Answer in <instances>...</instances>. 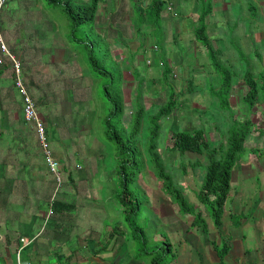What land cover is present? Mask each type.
I'll list each match as a JSON object with an SVG mask.
<instances>
[{
    "label": "rangeland",
    "instance_id": "374dc122",
    "mask_svg": "<svg viewBox=\"0 0 264 264\" xmlns=\"http://www.w3.org/2000/svg\"><path fill=\"white\" fill-rule=\"evenodd\" d=\"M244 6L245 2L240 5L235 3L233 15L240 18ZM216 19L219 32L216 36L212 35V39L223 48L222 50L226 54L225 56L218 54L217 57L236 75L232 98L233 108L236 112L234 119L242 121L248 115L254 124V132L246 143L247 150L242 153V161L237 164L238 167L234 168L235 173L240 176L241 183L243 182L242 177L250 178L248 182L239 185L236 183L235 177L232 181L231 195L238 191L239 197L243 193L247 197L256 198L264 194V156L262 155L261 159L259 157L264 154V101L260 100L259 104L251 112H248L241 98L244 94L242 88L245 86L242 81L244 73L248 69L256 75L264 73V45L259 44L257 47V52L262 59L261 57L257 58L254 54L243 60L242 53L244 55L251 53H247L242 42L235 40L232 24L226 26L227 18L224 16ZM245 23H247V30L251 31L249 21L239 22L238 28H244ZM201 24V20H198L196 28ZM259 27L264 30V25ZM72 28L73 24L64 14L62 7L49 5L47 0H5L0 12V33L9 53L22 62L23 78L27 81V88L36 102L40 120L42 119L48 131L49 152L58 163L63 175V182L58 183L54 173L47 165L45 151L39 142L35 126L30 127L19 119L20 115L22 116L24 113L22 96L15 86L12 64H6L0 90V118L7 114L2 122L0 119V133L2 131L4 133L3 136H0V232L4 231L2 236H5L3 237L5 241L6 239H15L21 229L31 226L30 219L35 218L36 215L38 220L34 221L32 226L33 229L43 231L44 241L48 239L50 243L55 241L59 243L58 238L62 236L60 231L64 232L71 237L68 244L70 248L75 247L79 253L85 243H95L94 240H86L90 228L94 232H98L94 234L97 241H106L107 234L102 233L103 229L127 227L131 236H135L134 238L128 236L135 258L144 264H151L154 258L162 257L161 263H166L169 261L166 256L167 245L171 244L174 249L178 238L172 236L176 245L171 237L166 238L167 234L162 227V219L157 221V215L159 216V210L164 213L168 209L171 210V202L173 209H177L183 216L184 214L171 198V202H163L166 199L163 184L151 171L150 167L154 163L150 162L140 176L138 186L133 184L129 188L133 192L134 202L142 204L141 212L133 215L130 221H134V226L138 224L135 229H145V232L133 231L128 225L127 214L123 213L124 205L118 199V194L124 190L122 180H118L120 179L116 170L118 161L114 151L111 150V143L106 141L105 133H101V126L108 116L105 112L106 105L111 106L112 109L115 108L114 100L107 103L102 98V92L106 84H111L119 79V67L114 61L104 59V50L96 51L95 57L102 60V69L111 71L113 76V78L97 80L96 84L91 73L92 68L88 63L87 50H83L82 45H78L70 39ZM86 31L85 36L78 34V38L87 36L89 37L88 41L93 39L95 29L87 27ZM102 44L105 45L104 40ZM248 49L250 48L248 47ZM0 57H3V60L9 58L8 54L1 51V48ZM188 58L192 64L191 70L204 69L199 68L197 63H193L194 58L191 53L188 54ZM211 69L214 71L212 67ZM153 71L156 72L155 69ZM144 73L138 79L147 80L143 85L145 95L149 94L146 98L147 108L153 106L148 111L155 113L166 104L173 90L167 93L160 85L153 90L148 79L149 76ZM204 80L205 78H200V75L196 73L194 82ZM121 83L122 87L119 88L123 91L124 98L128 100L130 96L127 95L128 90L124 92L126 89L124 81L122 80ZM182 83V79L171 83L173 87L177 88L175 91L180 97V103L178 102L180 105L175 119L163 121L164 130L159 140V152L167 172L174 176L175 187L182 191L186 199L196 209L203 212L206 220H209L210 214L207 207L200 203L197 204V196L193 192L194 185L199 188L204 181L203 170L200 169L195 173V183L187 178L190 183V192L185 191L188 181L185 176H182L181 164H188L190 158L193 159L197 155L186 153L182 157L172 150L175 124L182 131L206 129L203 116L202 118L201 115L199 116L202 119L199 121L198 114L194 116L195 113L191 109L196 106L195 109L202 112L204 109L203 100L200 96H197L196 99L189 98L196 95L197 90L192 91L190 96L185 93H183L185 95L179 94L178 85ZM148 87L152 90H148ZM121 91L118 90L120 95ZM118 92L115 90L116 95ZM135 94L139 98L136 89L134 90ZM187 99L192 104L188 103ZM126 104L130 106L129 101ZM215 109L221 113L218 105ZM209 112L215 113L213 107H210ZM132 117L134 118V116ZM130 118V113H127L125 121L128 123ZM211 118L217 119V115H211ZM115 119L117 121L113 122L118 123L119 117ZM147 128L145 123L142 133H145ZM209 128L214 131L210 137L208 136L211 145H214L215 142L222 140L221 138L226 132V120L220 122L218 117L216 123H211ZM131 129L132 125L127 130V135ZM261 132H263L262 137H260ZM144 138L145 136L142 135V141ZM253 150L259 151L253 154ZM242 163L245 165H241ZM244 184L245 187H243ZM244 188H247L248 191H245ZM62 201L71 205V210L61 208L60 204L62 203L60 202ZM244 201H246L245 198ZM161 202H163V207H161ZM165 203L168 205L164 206ZM228 207H230L229 204ZM75 213H77V217ZM170 219L167 218L164 222ZM152 225H158L159 235L149 233L148 229ZM182 226H186V224ZM222 228L223 226L217 232H222ZM217 232L214 233V235L217 234L215 237H219ZM21 234H26V230H23ZM143 235L147 237L146 247L148 250L155 251L157 249L151 258L144 255ZM210 238L213 237L208 239ZM257 238L256 233L250 241L255 242L254 240ZM227 245L229 244L227 243ZM140 255L146 258L138 257ZM172 264L182 263L177 259V262L174 261Z\"/></svg>",
    "mask_w": 264,
    "mask_h": 264
},
{
    "label": "crops",
    "instance_id": "0c3cea01",
    "mask_svg": "<svg viewBox=\"0 0 264 264\" xmlns=\"http://www.w3.org/2000/svg\"><path fill=\"white\" fill-rule=\"evenodd\" d=\"M71 1L75 4L82 3L88 5L91 3V0ZM162 1L164 3V10L160 14L158 28L151 25L153 20L151 19L149 8L153 0H100L99 3L95 31L108 42L112 56L122 72L124 87H126L124 92L128 90L127 95H130L129 99H126V102H130V106L127 107L128 112H132L133 109L131 107V97L134 90L137 89L138 84L142 81L147 82L146 79H138L145 72L144 74L149 76L148 79L152 84L153 90L160 85L167 93L171 90L175 91L177 90L176 86H168L167 84L180 79L183 80V83L178 85L179 94H183L186 91L187 96H189L192 94L191 89L197 90L196 95L189 98L196 99L197 96H200L201 100H203L204 109L202 112L196 110L194 104L195 107H191L195 113L194 116L198 114L199 121L202 119L204 122L205 120H210L212 119L211 115H217L216 121L218 117L219 121L226 120L223 117V113L213 114L208 110L209 107L214 105L219 106L218 100L213 94L220 88V79L210 67L211 62L206 48L196 39L195 29L204 10L209 6L212 10L208 20V34L214 47L221 50L224 56L226 55L222 50L223 48L212 39V35L216 36L219 32L218 20L216 18L224 16L227 18L226 26L232 24V33L236 37L235 40L242 42L243 48L247 50V53H251L248 54L249 56H252L257 52L259 44L264 45V30L259 27L260 25H264V0ZM243 2H245V6L242 9L240 18H238L236 15H233L235 3L240 5ZM169 4L173 6L172 11L167 10ZM253 10H255L256 16L253 15ZM242 21H249L251 23V31L250 29L247 30V23L244 24V28H238V23ZM225 41L227 42L228 40ZM189 53L194 58L193 63H197L199 68L204 69L200 71L191 70L192 64L188 58ZM162 62H164L165 68L168 66L171 69L167 82L163 78L164 70L160 67ZM190 70L192 73H190ZM196 73L200 75V78H205V80L194 83ZM175 75L177 76L176 78H174ZM192 80L193 85L191 84ZM152 89L148 87V90ZM242 89H244L243 95H245L247 87L244 86ZM147 97L148 94L144 96L146 107L148 104ZM186 101L190 102L188 99ZM173 115L177 116V112ZM200 115L201 118L203 116L202 119H200ZM171 118H168V120H171ZM19 119L23 123H26L22 116ZM26 125L31 127L28 123ZM205 126L206 138L210 143L208 136L210 137L214 131L210 130L209 125L205 124ZM218 131L220 132L219 127ZM220 141L215 143H219ZM200 160L203 161V158L198 155L193 159L190 158V161L193 162L199 163ZM189 164L192 165L191 162ZM241 165H245V163ZM201 168L200 166L196 170L189 169L187 174L182 176H185L186 179L190 178L195 183V173ZM235 177L237 179L236 183H239V185L248 182L250 178L248 176L242 177L243 182L241 183L239 174H236L234 170L233 180ZM245 186L244 184L243 187ZM194 187L193 192L196 195L199 188L195 185ZM244 189L248 191L247 188ZM185 191H191L189 181ZM236 192L234 195L230 194L227 201L223 216L222 232H217L219 229L214 227L210 217L209 220H206L209 225V234L203 233L199 228L192 227V218L187 215L183 216L177 209H173L170 197L164 196L166 199L163 202L168 203L170 201L171 210L168 209L165 213L159 210L160 213L159 216L157 215V221L162 219V227H164V231L167 234L166 238H172V236L178 238L177 245L172 238L173 243L176 245L173 250L176 254L175 262L178 259L182 264H222L214 247L215 245H220L222 241H227L230 250L225 256V264H264V194L254 198L253 196L247 197L246 194L242 193L239 197L238 191ZM244 198L246 201H244ZM163 202H161V207H163ZM60 203H62L60 204L61 208L71 210L72 206L65 204V201ZM167 203L164 206H167ZM228 204L230 207H228ZM70 214L72 213L70 212ZM75 215L77 217V213ZM167 218L171 219L164 222ZM37 220L38 216L36 215L35 218H31V226L21 229L16 234L15 239H6L5 241L3 238L5 236H2L4 235V231L0 232V264H144L135 258L134 252L131 251L130 239L128 238V236H131V232L127 227L103 229L102 233L107 234L106 241H97L94 238V234L98 232H94L90 228L89 234L86 235V240H94L95 243H85V246L78 253V249L75 247L73 249L70 248L68 244L71 237L64 232L60 231L62 236L58 238L59 243L56 241L50 243L48 239L44 241L43 231L33 229L32 223ZM183 224H186V226H182ZM23 230H26V234H21ZM148 230L149 233L156 234V236L160 234L158 225H152ZM216 232L219 234V237H215L217 234L214 235V233ZM256 233L258 235L257 240L251 242L250 239L254 238ZM211 236L213 238L208 239ZM26 239L34 240L28 247L20 251V247H22L21 240L24 241Z\"/></svg>",
    "mask_w": 264,
    "mask_h": 264
},
{
    "label": "trees",
    "instance_id": "16d2710c",
    "mask_svg": "<svg viewBox=\"0 0 264 264\" xmlns=\"http://www.w3.org/2000/svg\"><path fill=\"white\" fill-rule=\"evenodd\" d=\"M49 5L62 7L64 14L70 22L73 24L71 30L70 39L82 45L83 50H87L88 53V63L91 66V73L93 79L97 84V80L113 78L112 72L102 69L101 59L95 57L96 51L104 50V59L108 61L112 60L116 63L112 56V52L108 42L103 38L102 35L96 33L93 35V39L88 41L86 38H78V34L86 35V28L90 27L95 29V24L98 17V9L100 0H91V3L86 5L82 3H74L71 0H47ZM164 3L162 0H153L150 6V14L153 23L151 25L158 28L160 14L164 10ZM253 9V8H252ZM212 8L207 6L204 13L201 15L200 19L202 24L200 27L195 29L196 39L200 44H202L207 52L209 59L211 61V67L214 69V73L218 75L220 88L217 89L213 96L219 102V110H223V117L226 118V132L223 134V138L219 143H215L214 146L209 143L206 138V130L204 128L195 129L193 131H185L178 128V125H174L173 130V146L172 150L179 153L182 157L186 153H193L203 158V161L192 162V165L182 163V175H186L189 169L196 170L198 167H202L204 174V181L199 187L197 192V204H201L207 207L210 214V218L213 221L214 227L219 229L223 225V216L225 212V207L229 196L232 191V180L234 168L242 160V153H244L247 141L251 138L254 132L253 121L246 115L242 121L234 119L236 115L235 109L230 102L231 94L235 85L236 75L230 67L223 65L217 55H223V52L214 47L212 40L208 34V20L211 14ZM256 10V8H255ZM253 10V15L256 16V12ZM99 38V39H98ZM105 42V45L102 42ZM88 41V42H87ZM103 45V46H102ZM242 59L245 60L249 56L244 55ZM255 56L260 58L258 52H255ZM262 59V57H261ZM11 64L7 61L3 66H0V90L2 83V76L5 74L4 67L6 64ZM117 66V63H116ZM3 67V68H2ZM171 73L170 67H166L163 73L164 81L169 80ZM114 75V74H113ZM119 79L111 84H106L102 92V98L104 101L109 103L111 100L115 102V108L112 109L111 106L106 105L105 112L107 113V118L101 126V133H105L106 141L111 143V150L114 151L116 159L118 161V167L116 170L119 174V181L122 180L124 190L118 194V199L124 205L123 213L126 215V220L128 225L133 229V231L144 230L135 229L134 221H130L133 215L140 213L142 210L141 203H135L133 200V192L129 189L131 185L138 182L140 176L144 173L145 169L148 167L149 163L153 162L154 165L150 167L151 171L154 172L157 179L162 181L164 193L169 196L172 201L176 202L180 211L187 216L192 218V227L199 228L203 233L209 234V225L204 217L202 211L196 209L190 201L186 199V196L182 191L175 187L174 176L167 172L164 162L162 161L161 153L159 152V140L163 134V121L167 118L175 119L177 112L178 98L173 91L169 95L168 101L165 105L161 106L155 113H149L145 103V93L143 90L144 81L138 84L137 94L134 95L132 99L133 112L129 122L125 121L126 117V106L125 98L123 96V91L119 87H122L123 75L120 70H118ZM244 83L247 87L246 94L242 97L241 101L246 106L247 111L251 112L258 104L260 100L264 101V73L253 74L250 69H248L243 75ZM195 83V82H194ZM193 85V80L191 82ZM172 86L171 83L167 84ZM115 90H120L121 95L115 94ZM195 89H191L194 91ZM115 95V97H112ZM138 99H140L138 101ZM215 110L214 114L218 113L215 109L216 105L212 106ZM210 110V107L209 109ZM134 116V118L132 117ZM116 117H119L118 123H115ZM190 119V118H189ZM117 121V120H116ZM213 121V122H210ZM224 121V120H222ZM206 125L211 123H216V119L205 120ZM221 122V121H220ZM148 126L145 133L143 132L144 126ZM219 123V122H218ZM132 129L127 135V130ZM206 128V126H205ZM263 132H261L262 137ZM142 135L145 136L144 141H142ZM256 154L259 150H253ZM262 155L259 156L262 158ZM152 172V173H153ZM143 250L144 255L151 258L152 255L157 251H149L146 247L147 237L143 235ZM215 252L222 264H225V256L229 252L230 247L227 242H222L220 245H215ZM168 249V250H167ZM167 255L169 261L166 263H161L162 257H156L152 260L151 264H172L176 254L173 251L171 244L167 245ZM143 257L144 256H138Z\"/></svg>",
    "mask_w": 264,
    "mask_h": 264
},
{
    "label": "built area",
    "instance_id": "2783aa9c",
    "mask_svg": "<svg viewBox=\"0 0 264 264\" xmlns=\"http://www.w3.org/2000/svg\"><path fill=\"white\" fill-rule=\"evenodd\" d=\"M5 4V0H0V12ZM0 48L1 51L8 54V57L6 60H3V57L0 58V66H3L5 62L9 61L12 64V72L15 78V86L19 90V92L23 95L26 96V102H27V108H26V117L29 121H35L38 123V118L36 116V113L34 111V104L32 102V99L29 98L27 95V89H26V84L23 79V74H22V62L20 59L16 58L15 56L11 55L8 51V48L6 46V43L4 41V38L2 34L0 33ZM39 138L42 143L45 144V135H44V129L42 125L39 123ZM45 146H47L45 144ZM52 171L56 175L57 181L61 182V173L58 172V165L57 163L51 164Z\"/></svg>",
    "mask_w": 264,
    "mask_h": 264
},
{
    "label": "clouds",
    "instance_id": "9594fccd",
    "mask_svg": "<svg viewBox=\"0 0 264 264\" xmlns=\"http://www.w3.org/2000/svg\"><path fill=\"white\" fill-rule=\"evenodd\" d=\"M102 1H112V0H102ZM122 1V0H121ZM99 10V9H98ZM167 10H170V11H172L173 10V6L172 5H170L169 4V6H168V8H167ZM98 18V17H97ZM156 49H157V47H156ZM1 58V57H0ZM117 63V62H116ZM23 66V65H22ZM118 66V65H117ZM119 67V66H118ZM160 67L161 68H163V70H165V65H164V62H162L161 64H160ZM3 68V67H2ZM118 70H120V68H118ZM120 72H121V70H120ZM163 73H164V71H163ZM121 74H122V72H121ZM177 76L175 75V77L174 78H176ZM24 79V81H25V84H27L28 85V83H27V81L25 80V78H23ZM94 80V79H93ZM123 80V79H122ZM243 82H244V80H242ZM245 84V83H244ZM27 85H26V89L28 90V88H27ZM235 86V85H234ZM246 86V85H245ZM235 89V88H234ZM234 89H233V91H234ZM18 90V89H17ZM19 91V90H18ZM233 91H232V94H231V99H230V102H231V104H232V98H233ZM20 93V92H19ZM185 94H186V91L184 92ZM27 96L29 97V98H31L32 99V102H33V104H34V111H35V113H36V116H37V118H38V123L37 122H35V121H29L28 119H27V117H26V108H27V102H26V96L25 95H23V94H21L20 93V95L22 96L21 98H22V103H23V109H24V113H22V117L24 118V120H25V122L26 123H28V124H30L31 126H35V129H36V132H37V135H38V138H39V132H38V129H39V123L42 125V127H43V129H44V135H45V144L47 145V146H45V144L44 143H42L41 142V140H40V138H39V142L41 143V145L43 146V148H44V151H45V159L47 160V165H48V167L51 169V171H52V168H51V164H53V163H57L54 159H53V157H52V154L49 152V145H48V142H47V140H48V137H47V133H48V131H47V128L45 127V124L43 123V121H42V119L40 120V117H39V114H38V112H37V105H36V102H35V100H34V98L30 95V92H29V90L27 91ZM175 94H176V96H177V98H178V102L180 101V97L178 96V93L175 91ZM185 94H183V95H185ZM149 95V94H148ZM190 96V95H189ZM244 96V95H243ZM242 96V97H243ZM131 99H133V94H132V97H131ZM242 99V98H241ZM127 102H126V98H125V106H126V114L127 113H129L128 112V109H127V107H128V105L126 104ZM180 103V102H179ZM243 103V102H242ZM218 104H219V102H218ZM180 105V104H179ZM178 105V106H179ZM233 105V104H232ZM244 105V104H243ZM131 107L133 108V106H132V103H131ZM223 110H221V113H223L224 114V112H222ZM132 112H133V109H132ZM132 112H130V114H132ZM6 117V115L5 116H3L2 118H0L1 119V122L4 120V118ZM20 117H21V115H20ZM168 119V118H167ZM22 121V120H21ZM7 130V129H6ZM5 130V131H6ZM4 135V133H3V131L0 133V136H3ZM44 154V153H43ZM57 165H58V163H57ZM60 167L58 166V172L59 173H61L60 172ZM53 172V171H52ZM54 173V172H53ZM55 175V174H54ZM55 178H56V175H55ZM56 180H57V178H56ZM61 182H63V175H62V173H61ZM58 183H60V182H58ZM139 183V182H138ZM197 196V195H196ZM33 240L34 239H30V240H21L22 241V247H20V251H22L23 249H25L26 247H28L32 242H33ZM19 251V252H20ZM65 264H71V263H65Z\"/></svg>",
    "mask_w": 264,
    "mask_h": 264
}]
</instances>
